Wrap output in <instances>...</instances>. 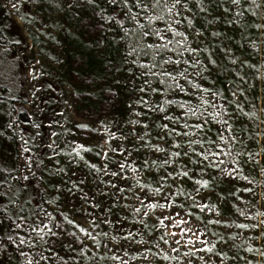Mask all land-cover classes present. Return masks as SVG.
<instances>
[{
	"label": "rangeland",
	"instance_id": "1",
	"mask_svg": "<svg viewBox=\"0 0 264 264\" xmlns=\"http://www.w3.org/2000/svg\"><path fill=\"white\" fill-rule=\"evenodd\" d=\"M2 1L12 16L16 18L26 36V42L22 45L21 51L26 68V107L39 120L29 124L16 122L14 126H11L15 138L14 142L17 145L18 178L22 185L27 183V186L34 184L37 186L38 194L33 199L37 202L40 201L42 207L46 208L48 212L53 215H56L57 212H63L70 219L87 227L85 220L88 212H92L97 218L102 215L99 210L91 208L90 205L94 202L91 198L95 197L103 209L105 199H112V197L102 196L101 189L111 193L114 189L108 187L109 179L119 183L115 181L114 177L105 174L104 166L107 165L109 172L116 171L117 161H124V156L119 154L120 147L133 152V155L127 160V162L132 163L133 167H138L142 163V157L149 160L154 158L150 148L141 149L139 155L134 148L140 143L138 136L143 135L145 131L150 133L146 139H151L153 143H160L157 136L161 129L156 127V124L164 121L159 119L158 114L147 112L146 108L138 103L140 96H144L150 104L156 103L158 97L139 91V86H143L142 82L145 79L140 73L144 70L132 65L131 58H129L125 69L117 70L115 74L111 73V77L106 83L98 81L88 85L75 81L72 75L73 69L68 61L70 48L67 41L69 34L75 32L73 25L68 21V16L74 12L75 7L67 9L62 0H59L60 10L53 6L58 0ZM13 4H16V7H13ZM249 16L250 12L245 13V17L240 18L243 39L241 34L233 33L226 22L221 21L209 26L210 30H218L226 34V37H232L231 40L227 38L222 41L219 38L213 40V44H220L221 47L226 46L231 51L225 55L223 51L217 49L214 58L217 59L218 67L213 70L212 75L207 80L197 81L203 83L205 87L213 88V90L222 89V95L227 97L226 107L233 114L230 123L233 124L235 130L231 134L235 135L240 142L232 143L233 152L230 157H221L225 163L220 165V168H233L235 165L232 161L238 159L242 171L233 179L222 175L220 171L211 169L207 173H202L195 166L190 165L192 169L190 176H193V179L182 185L185 195L191 193L200 203L216 206L215 212L205 211L201 213L198 208H192L191 211L196 213L198 217L192 220V226L209 231L207 239L216 244L214 251L219 252L223 248L226 255L223 257L222 264H264V256L260 254L264 252V236L256 239L260 232H264V225H261L259 229L252 227L254 224H260L261 221H264V171H261V168H264V43H261L264 37L259 34L254 26L243 27L247 23L246 18ZM255 19L257 22H264V12ZM204 23L203 19H199L196 26L200 27ZM157 26L162 27L163 25L158 24ZM114 35H116L115 31L108 32L106 41L119 43V35H116V39L113 40ZM253 40L256 41L255 44L252 43ZM241 44L245 47H240ZM244 60L248 61V65L241 66V62ZM141 62L147 61L141 59ZM250 65H256V67L253 68ZM237 72L239 76L236 75ZM128 83L134 87V94L125 101L123 100L124 114H121L120 111L108 114H80L76 111V92L99 93L106 87L115 88L120 84ZM151 85L156 86L157 81L151 80ZM232 91L237 93L235 97L231 95ZM236 104H239V109L236 108ZM209 110L211 111V109ZM180 111L175 109L174 114H179ZM137 113L144 114L137 115ZM145 123L149 125L147 129L142 127ZM40 124L43 126V133L39 132L41 131ZM28 128H33L39 132L36 135L37 147L35 148L28 143L24 136V131ZM86 129L88 131H85ZM215 130L214 128L213 132ZM113 134L114 138H111ZM225 135L230 134L226 132ZM78 145H84L85 149L91 151L80 150V155L77 156L73 150ZM249 152L254 155L249 162L245 163L248 160L247 153ZM105 153H107V157H105ZM238 153L240 155H237ZM256 153L259 155H255ZM29 156L31 157L30 165L27 159ZM80 157H83V160ZM252 161H258V163ZM93 164L101 171L97 172L91 168L90 165ZM58 168H63L65 171L58 173L56 171ZM168 170L170 171L171 168ZM32 173H35V176H31ZM153 173H157V169L153 168ZM26 175L31 176L28 182L23 180ZM127 175H139L143 180L146 173L141 171L133 174L129 170ZM243 176H247L248 179H243ZM40 177H43V180L39 179ZM197 179L209 180V187L201 188L199 194L195 192L198 185L193 182ZM80 180H84V183L79 184ZM70 181H76L82 191H73L69 195L67 189L72 186ZM58 183L59 191L54 187ZM120 186L123 187L124 185ZM246 189H251V191ZM133 191H135L134 188ZM42 195L43 200H47L49 203L43 202ZM126 195L129 196V199L124 203H131V195L128 193ZM200 196L205 197V199L200 200ZM116 199L118 200L119 197ZM174 199L177 204L184 203L185 209L163 210L158 208L151 213V220L148 217L134 215L130 209L120 212L121 217L127 215L130 221L124 224L123 231L140 230V225L136 223L140 219L147 220L151 225L162 211L164 215H168L169 211H181L183 215V211L188 210L190 200H186L184 197ZM57 219L60 220L61 217H57ZM88 219L90 220V218ZM113 219L116 217L114 216ZM216 219H220L222 222L226 221L227 227L224 223L220 225L209 224L207 229H204L203 221ZM121 222L123 223V221ZM238 224H247L249 227L238 228ZM70 229L73 231L72 228ZM101 230L109 231L110 236L118 235L115 229H111L108 225L101 224L97 231ZM77 234L80 235L81 240L85 239L83 235ZM10 235L14 236L15 233L11 231ZM221 236L224 237L226 243H218ZM61 238L63 245L59 242L54 245V251L59 256H64L67 259L68 255L76 254L79 264H92L86 257L80 259L78 249L77 253L70 251L68 245L73 239L68 234H62ZM140 238L148 240L149 235L142 232V236H137V239ZM45 239L48 240L49 238L45 237ZM180 239L183 244L187 237H180ZM201 239H205V237H201ZM3 241L5 244L4 249H2L4 257L0 264H24L23 258L18 256V251L8 243L7 238L0 240V244ZM100 242L102 244L107 243V239L101 238ZM170 246H176L174 241H170L169 245L160 243L159 249L152 247L151 252L145 253L142 245H130L127 247L128 255L124 259L127 264H188V258L183 256L188 248L177 246L180 247L181 257L177 260L175 259L177 253L171 252ZM201 246L197 245V247ZM46 247L47 245L38 243L36 250ZM72 248H76V244H72ZM137 248L140 250L137 251ZM249 248H252L253 251H248ZM24 250L29 251V248L25 246ZM123 251L121 249L119 254L123 255ZM45 255H48L47 251ZM107 255L111 257V252ZM165 255L173 258L164 259ZM200 255H203L207 260L208 256L212 254L197 253V257ZM191 259L192 264H204V261L196 257ZM48 264H59V261L53 257ZM98 264H119V262L108 258L98 262ZM210 264H220V261L216 256H212Z\"/></svg>",
	"mask_w": 264,
	"mask_h": 264
},
{
	"label": "snow or ice",
	"instance_id": "2",
	"mask_svg": "<svg viewBox=\"0 0 264 264\" xmlns=\"http://www.w3.org/2000/svg\"><path fill=\"white\" fill-rule=\"evenodd\" d=\"M62 2L67 9L80 5L90 7L101 30L104 29L105 24L110 25L107 28L108 32H112L114 28L119 30L116 35H119L120 41L125 45V63L128 58H131L132 65L144 70L140 75L146 78L143 79V86H139V91L158 97L156 103L150 104L144 96H140L138 103L145 107L147 112L158 114L159 119L164 121L156 124V127L161 129L157 136L160 143H153L151 139H146L150 136L147 131L138 136L140 143L134 148L135 152L139 155L141 149L150 148L154 157L151 160L142 157V163L138 167H133L132 163L127 162L133 152L120 147L119 154L124 156V161H117L116 171L109 172L107 165L104 166L105 174L114 177L119 183L109 179L107 185L114 191L108 193L101 189L102 196L112 197V199H105L103 209L95 197L91 198L94 201L90 205L91 208L99 210L102 215L97 218L92 212H88L85 220L87 227L78 224L63 212L53 215L43 208L40 202L33 205L27 183L18 189L0 172V226L9 222L10 230L15 233L14 236L7 237L8 243L18 251V256L23 258L24 264H48L53 257L59 261V264H79L76 254L68 255L65 259L54 251L56 242L63 245L62 234H70L74 238L68 245L70 251L77 253L78 249L80 259L86 257L92 264H98L108 258L118 261L119 264H127L124 257L128 255V246L142 245L144 252L147 253L151 252L152 247L159 249L160 243L169 245L170 241H174L176 245L170 246V251L177 253L175 257L177 260L181 258L180 247H186L188 251H185L183 256L188 258V264H192L193 257L204 261V264H210L212 256H216L222 264L223 257L226 255L223 248L219 252L214 251L216 244L207 239L209 231L192 226V220L198 218L197 214L191 211L192 208H198L203 213L215 212L216 206L200 203L191 193L185 195L182 185L193 179V176H190L192 171L190 165L195 166L202 173H207L211 169L235 179L242 171L240 161L238 159L232 161L235 165L233 168L221 169L220 165L225 163L221 157H230L233 152L232 143L240 141L231 134L235 131L233 124L230 123L233 114L226 107L227 97L222 95L223 90H213L197 81L207 80L213 70L218 67L217 59L214 58L217 49L223 51L225 55L231 51L226 46L213 44V40L216 38L221 41L225 38L231 40L232 37H226V34L218 30H210L209 26L221 21L226 22L228 28L233 33L241 34L243 39L240 18L250 12V16L246 18L247 23L243 27L254 26L264 37V22H257L255 19L264 12V0H62ZM105 5L112 9L111 13ZM53 6L60 10L59 0ZM13 7H16V4H13ZM199 19H203L205 23L197 27ZM158 24L163 26L158 27ZM116 35L113 36V40L116 39ZM146 39L152 42L146 43ZM255 42V40L252 41L253 44ZM261 43H264V39ZM239 46L245 47L243 44ZM141 57H147V62H141ZM246 65H248L247 60L241 62V66ZM250 66L256 67V65ZM129 71L131 72V69ZM236 75L239 76V73L237 72ZM153 79L157 81L156 86L151 85ZM241 79L243 80V77ZM236 94L235 91L231 92L233 97ZM236 108L239 109V104H236ZM175 109L181 110L179 114H174ZM143 114L137 113V115ZM142 127L147 129L149 125L145 123ZM214 128L215 132H213ZM226 132L230 135H225ZM201 133L203 135H200ZM111 138H114V134ZM80 150L91 151L85 149L84 145H78L73 151L79 156ZM104 155L107 157V153ZM253 155L251 152L247 153L248 160L245 163L249 162ZM27 159L30 165L31 157ZM80 159L83 160V157ZM252 162L258 163V161ZM90 167L97 172L101 171L94 164ZM153 168L157 169V173H153ZM169 168H171L170 171ZM129 170L133 174L144 171L146 176L143 180L139 175L129 176L127 175ZM56 171L62 173L65 170L58 168ZM261 171H264V168H261ZM31 176H35V173ZM31 176L26 175L23 180L28 182ZM242 178L248 179L247 176ZM14 179L18 181L19 178ZM39 179L43 180V177ZM193 182L198 185L195 188L197 194L200 193L201 188L209 187V180L197 179ZM61 183L64 182L61 181ZM70 183L72 186L67 189L69 195L73 191H82L79 184H83L84 180H80L79 184L76 181H70ZM54 187L60 190L59 183ZM246 190L251 191V189ZM20 191L24 195L18 201L16 197ZM126 193L131 195V203H124L129 199ZM117 197H119L118 200ZM177 197L190 200L188 210L183 211V215L181 211H169L168 215H164L162 211L151 225L147 220L140 219L136 221L140 225V230L123 231L124 224L130 221L127 215L121 217L120 212L130 209L134 215L148 217L151 220V213L158 208L184 210V203L175 202L174 198ZM53 198L56 199V197ZM41 199L43 200V195ZM204 199L205 197L200 196V200ZM43 202L49 203L47 200ZM17 204L18 207H8ZM114 216L116 219H113ZM57 217L61 219L58 220ZM222 223L227 227V222H222L220 219L203 221L204 229H207L209 224ZM65 224L73 231L68 233ZM101 224L115 229L118 235L110 236L109 231H97ZM261 225H264V221L252 227L259 229ZM237 227L245 229L249 226L238 224ZM142 232L149 235L148 240L137 239V236H142ZM77 233L83 235L85 239L81 240ZM261 236H264V232H260L256 239ZM45 237L49 239L46 240ZM180 237H187L183 244ZM2 238L3 231L0 227V239ZM101 238H106L107 243L102 244ZM38 243L47 247L36 250ZM218 243H226L224 237L221 236ZM72 244H76V248H72ZM198 244L202 246L197 247ZM25 246L29 248V251L24 250ZM3 247L5 245H0V248ZM121 249L124 250L123 255L119 254ZM46 251L48 255H45ZM248 251L251 252L253 249L249 248ZM109 252L111 257L107 255ZM197 253L212 255L206 260L203 255L197 257ZM260 254L264 256V252ZM172 258L164 256V259Z\"/></svg>",
	"mask_w": 264,
	"mask_h": 264
},
{
	"label": "trees",
	"instance_id": "3",
	"mask_svg": "<svg viewBox=\"0 0 264 264\" xmlns=\"http://www.w3.org/2000/svg\"><path fill=\"white\" fill-rule=\"evenodd\" d=\"M108 8L109 13L112 9ZM68 21L73 25V34H69L67 39L69 45L68 61L73 69L72 75L75 81L92 85L101 81L106 83L111 73L125 69L129 58L126 60L125 45L119 39V43L106 41L107 28L105 24L101 30L93 11L90 7L80 5L74 8V12L68 16ZM127 24V22H126ZM131 27V25H128ZM118 33V29H113ZM103 41V43H101ZM26 42V36L18 24L16 18L12 16L8 7L0 0V172H2L12 184L21 188L22 183L14 178H18L16 148L14 142L13 129L16 122L32 123L38 122L37 118L29 112L26 107L27 91L25 87L26 68L24 56L22 55V45ZM152 42L151 40L145 41ZM140 59L147 61V57ZM146 78V77H145ZM134 94V87L131 83L120 84L115 88L106 87L101 92H76L75 108L80 114L112 113L120 111L124 114L123 100L130 98ZM40 124V133H43V126ZM85 131H88L87 129ZM33 128L24 131L26 140L32 147H37L36 135L39 133ZM87 134V133H86ZM28 192L32 197V204L37 201L33 198L38 194L37 186L29 185ZM24 195L20 191L16 199ZM40 202V201H39ZM41 203V202H40ZM9 205V208L18 207ZM42 206V204H41ZM59 220V219H58ZM68 233L72 230L67 224L64 225ZM3 240L11 234L9 222L2 226ZM69 237L74 239L70 234ZM0 245H5L4 241ZM3 248H0V261L3 260Z\"/></svg>",
	"mask_w": 264,
	"mask_h": 264
}]
</instances>
